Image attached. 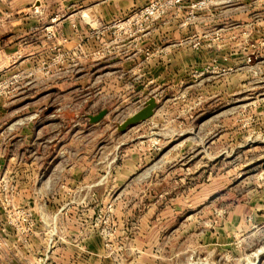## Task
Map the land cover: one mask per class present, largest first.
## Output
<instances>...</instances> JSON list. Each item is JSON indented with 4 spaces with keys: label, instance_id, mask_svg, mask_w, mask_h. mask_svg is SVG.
I'll use <instances>...</instances> for the list:
<instances>
[{
    "label": "rangeland",
    "instance_id": "374dc122",
    "mask_svg": "<svg viewBox=\"0 0 264 264\" xmlns=\"http://www.w3.org/2000/svg\"><path fill=\"white\" fill-rule=\"evenodd\" d=\"M31 4L0 60V264H264V0Z\"/></svg>",
    "mask_w": 264,
    "mask_h": 264
},
{
    "label": "crops",
    "instance_id": "0c3cea01",
    "mask_svg": "<svg viewBox=\"0 0 264 264\" xmlns=\"http://www.w3.org/2000/svg\"><path fill=\"white\" fill-rule=\"evenodd\" d=\"M0 11H11L10 14L14 17L18 16L20 20L15 21L7 26V35L0 36V60L9 55L13 49H15L16 43L13 39L22 38L23 33L26 32L27 27L24 23H19L21 21L24 22V18L21 20V17L29 14V11H35L32 9L31 0H10V2L5 4H0ZM14 11L16 12L14 14ZM37 11V10H36ZM25 37V36H24ZM23 37V38H24Z\"/></svg>",
    "mask_w": 264,
    "mask_h": 264
},
{
    "label": "water",
    "instance_id": "95a60500",
    "mask_svg": "<svg viewBox=\"0 0 264 264\" xmlns=\"http://www.w3.org/2000/svg\"><path fill=\"white\" fill-rule=\"evenodd\" d=\"M157 105H158V103H157L156 98L150 97L147 100L146 105L142 109H140L139 111H137L136 113H134L133 115L128 117L121 124V126H120L121 129L126 130L131 125H135L141 121L149 119L150 117H152L154 115V112H155V109L157 108ZM106 113H107V110L104 109L96 115H89V120L91 123L98 122L105 116Z\"/></svg>",
    "mask_w": 264,
    "mask_h": 264
}]
</instances>
